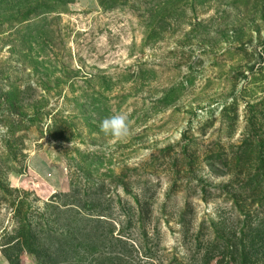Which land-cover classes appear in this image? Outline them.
Segmentation results:
<instances>
[{"label":"rangeland","instance_id":"rangeland-1","mask_svg":"<svg viewBox=\"0 0 264 264\" xmlns=\"http://www.w3.org/2000/svg\"><path fill=\"white\" fill-rule=\"evenodd\" d=\"M0 125V264H264V0H0Z\"/></svg>","mask_w":264,"mask_h":264},{"label":"clouds","instance_id":"clouds-1","mask_svg":"<svg viewBox=\"0 0 264 264\" xmlns=\"http://www.w3.org/2000/svg\"><path fill=\"white\" fill-rule=\"evenodd\" d=\"M100 129L114 140H124L132 134L131 121L126 113L120 112L105 117L100 123ZM8 128L0 125V135H7Z\"/></svg>","mask_w":264,"mask_h":264},{"label":"crops","instance_id":"crops-1","mask_svg":"<svg viewBox=\"0 0 264 264\" xmlns=\"http://www.w3.org/2000/svg\"><path fill=\"white\" fill-rule=\"evenodd\" d=\"M82 6L96 8L97 0H79ZM30 165L35 172L43 177L54 176L55 168L51 164L50 160L40 154H32L30 157ZM11 264V263H9Z\"/></svg>","mask_w":264,"mask_h":264},{"label":"trees","instance_id":"trees-1","mask_svg":"<svg viewBox=\"0 0 264 264\" xmlns=\"http://www.w3.org/2000/svg\"><path fill=\"white\" fill-rule=\"evenodd\" d=\"M18 236H19L20 238L23 236L22 231H19V232H18ZM22 244L25 245L24 240L22 241ZM13 264H17V263H13Z\"/></svg>","mask_w":264,"mask_h":264}]
</instances>
